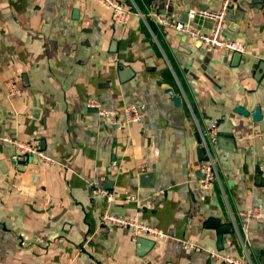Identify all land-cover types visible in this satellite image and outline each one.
Masks as SVG:
<instances>
[{"label": "crops", "instance_id": "obj_1", "mask_svg": "<svg viewBox=\"0 0 264 264\" xmlns=\"http://www.w3.org/2000/svg\"><path fill=\"white\" fill-rule=\"evenodd\" d=\"M121 1L161 13V0ZM172 3L187 11L220 0ZM223 34L243 43L241 56L206 52L137 14L116 25L95 0H0V264H224L212 253L264 264V140L254 135L264 131V0H233ZM89 98L119 114L145 109L117 129ZM212 119L218 180L204 190L199 146ZM5 137L37 143L53 163L14 162ZM24 174L36 179L23 183ZM254 205L259 217L239 214ZM106 210L163 236L139 242L101 225ZM210 219L230 228L219 234Z\"/></svg>", "mask_w": 264, "mask_h": 264}, {"label": "built area", "instance_id": "obj_2", "mask_svg": "<svg viewBox=\"0 0 264 264\" xmlns=\"http://www.w3.org/2000/svg\"><path fill=\"white\" fill-rule=\"evenodd\" d=\"M97 3L111 11L113 21L116 25H125L131 14L140 15L145 21L152 22L158 26H164L175 31L196 38L200 41L206 52H212L214 49H223L233 53H244V45L239 40L228 39L224 36L227 12L233 0H220L217 8H189L186 21H182L178 16L172 17L164 13L148 9L145 13L137 7L127 6L121 0H95ZM135 9L137 12H135ZM18 90L15 81L9 79L5 82V91L7 95H13ZM86 107L94 111L99 118H104L117 129H123L131 123L140 122L143 116L145 105L141 103H131L122 109L119 114L112 107L103 105L97 98H89L86 101ZM218 120L212 119L206 127V138L203 137L201 147L204 151V160L200 167V176L198 179L201 189H208L215 180H218V170L216 159L211 151L210 146L217 141ZM254 135L264 140V131H255ZM11 141L15 147L14 162L18 163L27 156H37L44 163H53L54 159L47 155L44 150L33 141L20 140L16 138H4ZM92 191L98 192L105 196L107 202H110L114 196L100 189ZM130 195H127L128 198ZM262 212L260 205L250 206L240 210L239 214L245 217H259ZM99 224L114 225L126 228L132 234L134 240L142 236L162 237L161 229L150 225L138 219L136 216L124 217L117 215L108 210L99 216ZM214 258L219 259L224 264H250L244 258H237L227 254L212 253Z\"/></svg>", "mask_w": 264, "mask_h": 264}, {"label": "water", "instance_id": "obj_3", "mask_svg": "<svg viewBox=\"0 0 264 264\" xmlns=\"http://www.w3.org/2000/svg\"><path fill=\"white\" fill-rule=\"evenodd\" d=\"M172 1L173 0H161L158 3V6L161 7V13L165 14V13H167L166 11L170 10L172 17L178 16L182 21H186V18H187L186 11H181L178 8H176V7H178L177 4L173 5ZM235 54H236V57L241 56V53L236 52ZM170 92H171V90H170ZM173 100H174L175 104H179V102H180V98L178 96L173 97ZM253 101L255 102V100H253ZM235 110L238 111L239 113H242V114L248 113L247 109L240 107V106H236ZM251 116L254 120L260 119L261 115H260V111H259V106L257 104L253 105ZM199 153L204 157V151H203L201 146H199ZM35 179H36V174H24L22 176V182L23 183H32ZM263 182H264V177H263ZM208 226H212V227L218 226V221L216 219H210L208 222ZM229 228H230L229 225H219L217 227V231L220 234L221 232L226 231ZM141 241L142 240L140 238L139 242H141ZM219 241H220V235H219Z\"/></svg>", "mask_w": 264, "mask_h": 264}, {"label": "rangeland", "instance_id": "obj_4", "mask_svg": "<svg viewBox=\"0 0 264 264\" xmlns=\"http://www.w3.org/2000/svg\"><path fill=\"white\" fill-rule=\"evenodd\" d=\"M137 9H139L138 7H137ZM133 10H135V9H133ZM140 10V9H139ZM141 11V10H140ZM135 12H137L136 10H135ZM142 12V11H141ZM133 14H135V13H133ZM132 15V14H131Z\"/></svg>", "mask_w": 264, "mask_h": 264}]
</instances>
